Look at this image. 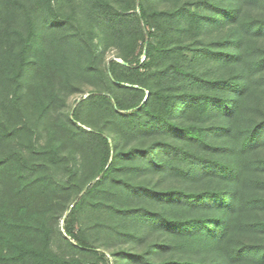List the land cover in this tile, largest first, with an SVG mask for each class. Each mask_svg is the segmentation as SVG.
<instances>
[{"label":"trees","instance_id":"1","mask_svg":"<svg viewBox=\"0 0 264 264\" xmlns=\"http://www.w3.org/2000/svg\"><path fill=\"white\" fill-rule=\"evenodd\" d=\"M113 1L0 0V264H105L87 235L108 230L152 235L115 264H264V0ZM121 22L142 49L80 86L58 32L76 30L89 71Z\"/></svg>","mask_w":264,"mask_h":264},{"label":"rangeland","instance_id":"2","mask_svg":"<svg viewBox=\"0 0 264 264\" xmlns=\"http://www.w3.org/2000/svg\"><path fill=\"white\" fill-rule=\"evenodd\" d=\"M185 0H181V2H178V5L182 4ZM112 4L116 7L117 11H122L124 8V2L121 1H113ZM148 6L150 7L151 11H166L170 9V6L166 2H161L159 0H150V3L148 2ZM136 14H138V10L136 8V4H134V8L128 11L125 15V19L129 18H135ZM99 25V24H98ZM128 23L126 22H121L118 23L117 26H113V30L109 31V34L107 36V44L108 48L102 49V35L99 40H97L95 43L98 46V52L97 56L95 57V62L93 61V69H87L84 68V64L86 63L83 58H84V53L77 48L78 41H75L77 39L76 30L74 28H64L60 32H58V37H63L62 44H68L70 47V50L68 52V55H70L71 61H74L77 64V74L78 77H76V82L80 84V86H90L94 85L90 84L91 82H99L100 81V76L98 75V68L100 64L102 66L107 65V61L109 59H114L119 63H122V60L117 58L118 51L121 48L125 49V52H132V55L135 56L141 49L142 45L140 42H138L133 50L128 46V39L123 37L120 38V33L127 28ZM100 29H105L103 25L99 26ZM73 37L74 41H68L69 38ZM207 38H210L211 35L207 34ZM144 60V58H142ZM100 61V63H99ZM100 65V66H101ZM123 71V70H122ZM96 84V83H95ZM60 98L62 96V93L59 94ZM80 96H82L83 99H85L88 95H85V93L80 92H75V93H69L67 95H63L61 105L57 104V106L51 111V117L54 121H60V120H68V114L72 111V109L75 107L74 102H78L80 100ZM87 129V128H86ZM89 131V129H87ZM44 134V133H43ZM40 142L44 141V136L41 137ZM123 176H119L118 178H122ZM130 180L134 183H148L152 186H154V182L157 181V176L153 175H144V174H136L133 177H130ZM140 203H135L132 204L137 205ZM62 222H59V226L61 227ZM81 227L84 230L90 229L91 230V225L89 224L88 221L86 222H81L78 218L76 219L75 222V230H80ZM129 227V225H128ZM108 237L105 238L104 235L101 237V239H96L94 235H87L90 238L91 242H94V244H105L103 245V249L105 250V256H104V263L105 264H115L113 261V258L109 254V251L113 249H117L120 246L121 247H127L131 246V248L135 250H142L144 247V242L145 241H151L152 240V235H147L145 236L144 240L140 242L139 244L135 241H131L129 239H123L121 236L115 234L113 235L112 230H108ZM130 244V245H128ZM112 249V250H113ZM126 264H132L130 260L126 261Z\"/></svg>","mask_w":264,"mask_h":264},{"label":"snow or ice","instance_id":"3","mask_svg":"<svg viewBox=\"0 0 264 264\" xmlns=\"http://www.w3.org/2000/svg\"><path fill=\"white\" fill-rule=\"evenodd\" d=\"M261 137H264V128L258 129L256 132V139L259 140Z\"/></svg>","mask_w":264,"mask_h":264}]
</instances>
